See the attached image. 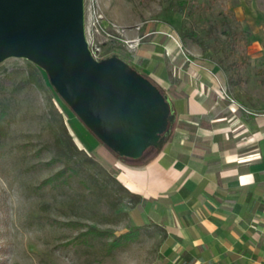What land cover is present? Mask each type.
Instances as JSON below:
<instances>
[{
	"label": "rangeland",
	"instance_id": "obj_1",
	"mask_svg": "<svg viewBox=\"0 0 264 264\" xmlns=\"http://www.w3.org/2000/svg\"><path fill=\"white\" fill-rule=\"evenodd\" d=\"M94 8L101 16L96 44L111 34L99 44L103 55L123 56L138 71L162 69L169 83L162 88L153 73H143L167 96L175 118L164 142L135 161L175 137L182 122L171 99L184 94L185 82L191 90L202 81L221 95L224 112L230 103L264 112V0H96ZM88 14L84 0L85 24ZM157 37L171 40L179 56L153 43ZM38 67L22 57L0 62V264H169L162 231L132 220L136 199L114 180L112 159L132 160L89 133ZM67 135L77 149L64 147L57 156ZM65 164L62 174L42 182Z\"/></svg>",
	"mask_w": 264,
	"mask_h": 264
},
{
	"label": "crops",
	"instance_id": "obj_2",
	"mask_svg": "<svg viewBox=\"0 0 264 264\" xmlns=\"http://www.w3.org/2000/svg\"><path fill=\"white\" fill-rule=\"evenodd\" d=\"M167 41L153 39L178 55ZM161 70L143 67L167 88ZM190 85L171 99L175 137L140 162L113 158L114 177L136 196L132 220L162 231L169 264H264V112H224L221 95Z\"/></svg>",
	"mask_w": 264,
	"mask_h": 264
},
{
	"label": "water",
	"instance_id": "obj_3",
	"mask_svg": "<svg viewBox=\"0 0 264 264\" xmlns=\"http://www.w3.org/2000/svg\"><path fill=\"white\" fill-rule=\"evenodd\" d=\"M30 60L60 98L117 155L136 159L164 142L173 106L161 89L116 54L92 57L84 0H0V62Z\"/></svg>",
	"mask_w": 264,
	"mask_h": 264
},
{
	"label": "built area",
	"instance_id": "obj_4",
	"mask_svg": "<svg viewBox=\"0 0 264 264\" xmlns=\"http://www.w3.org/2000/svg\"><path fill=\"white\" fill-rule=\"evenodd\" d=\"M95 3H96V0H89V14H88V17H87V24L84 23V29H85V37H86V40L88 42V47H89V50H90V53L92 55L93 58L95 59H100L102 57H104L102 51L100 50V46L99 44L103 43V41H106L109 36H111V34L109 32H106V37L104 38L103 41L101 40H98V45L96 44L97 40H95V34H94V30L98 31L99 32V16L95 10ZM117 31H119L117 29ZM167 34L168 37H170L174 42L175 44L177 45H180L179 42H178V39L173 35L171 34L170 32H165ZM118 40L122 43H124L125 45H128L129 47L130 46H134V44L137 46L138 44V40L136 39H125V38H122V37H118ZM133 42V43H132Z\"/></svg>",
	"mask_w": 264,
	"mask_h": 264
},
{
	"label": "trees",
	"instance_id": "obj_5",
	"mask_svg": "<svg viewBox=\"0 0 264 264\" xmlns=\"http://www.w3.org/2000/svg\"><path fill=\"white\" fill-rule=\"evenodd\" d=\"M162 38V37H161ZM169 41H171V40H169ZM170 51V50H169ZM173 50H171L170 51V53H173L172 52ZM120 56V55H119ZM120 57H122L123 58V56H120ZM124 60H126L128 63H130L134 68H136V69H138L137 67H136V65L134 64V63H131V61L129 60V59H126V58H124ZM38 70H40V72H41V77L43 78L44 77V80H46V76L47 75H45L44 76V72L38 67ZM142 73H145V72H143L142 70H140ZM177 80V85L179 86V84H180V86L183 84V81L182 80H180V79H176ZM4 113H5V110L3 109V108H1L0 109V116H2V115H4ZM85 126V125H84ZM86 127V126H85ZM87 128V127H86ZM87 130H88V132L89 133H91V134H93L88 128H87ZM93 136H95L94 134H93ZM58 141H61L62 142V144H61V146H59L58 147V149H57V156H60V155H62L64 152V147L66 148V150H67V148L68 149H70V150H76L77 149V146L75 145V143H74V141H73V139H72V137L70 136V135H67L66 137H65V139H59ZM56 157H52L51 159H55ZM67 166L69 167V165L68 164H65L61 169H59L58 171H56V172H54L53 174H51L50 176H48V177H46L45 179H43L42 180V182H50V181H52L53 179H55L56 177H58V175H60V174H62L63 173V171H65V169L67 168ZM114 180H116V182H118V184H119V187L122 189V190H125L126 192H128V194L129 195H131L133 198H135L136 196H134L133 194H131L129 191H128V189L126 188V187H124L115 177H114ZM136 199V198H135ZM136 201H137V199H136ZM69 224H72V222H68ZM94 229L92 228V227H89L86 231H93ZM116 241H115V239H112L111 241H110V243H111V245L112 244H114Z\"/></svg>",
	"mask_w": 264,
	"mask_h": 264
}]
</instances>
